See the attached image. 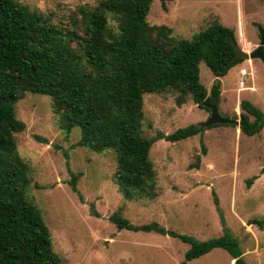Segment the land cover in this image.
I'll use <instances>...</instances> for the list:
<instances>
[{"label":"rangeland","instance_id":"374dc122","mask_svg":"<svg viewBox=\"0 0 264 264\" xmlns=\"http://www.w3.org/2000/svg\"><path fill=\"white\" fill-rule=\"evenodd\" d=\"M18 1L31 11L52 14L54 22H65L75 8L100 0ZM147 21L171 27L184 39L218 22L250 53L264 34V0H152ZM242 68L249 73L246 89L239 85ZM218 79L221 118L239 121L241 101L264 114L260 60L236 63ZM199 80L209 92L215 78L204 62ZM176 97L174 92L143 95V136L168 135L208 120L210 112L190 97L180 106ZM15 116L25 125L13 136L28 166L27 197L40 211L61 264H234L222 249L186 262L190 246L170 235L205 242L224 230L238 241L245 264H264V128L248 137L235 125L217 124L178 142L157 140L149 151L156 198L125 200L113 181L114 152L79 146L80 130L61 128L49 96L23 94ZM72 174L77 176L75 190ZM114 214L133 226L157 224L169 233L118 229L111 220Z\"/></svg>","mask_w":264,"mask_h":264},{"label":"trees","instance_id":"16d2710c","mask_svg":"<svg viewBox=\"0 0 264 264\" xmlns=\"http://www.w3.org/2000/svg\"><path fill=\"white\" fill-rule=\"evenodd\" d=\"M151 3L100 0L75 8L65 22H54L52 14L31 11L18 0H0V264H61L40 211L27 197L28 166L14 141L13 135L25 128L15 116L23 94L49 96L61 128L80 130L79 146L114 152L113 181L125 200L156 198V171L149 157L154 142H178L204 130L190 125L146 138L143 95L174 92L179 106L190 97L208 112L218 107V78L235 54L227 41L233 31L213 22L191 39L180 38L171 27L148 23ZM201 62L215 78L209 92L199 80ZM239 108L240 133L258 135L264 114L248 101ZM71 176L75 190L77 176ZM111 220L118 229L169 233L157 224L133 226L117 214ZM170 235L190 246L186 262L222 249L234 264H245L238 241L227 230L205 242Z\"/></svg>","mask_w":264,"mask_h":264},{"label":"water","instance_id":"95a60500","mask_svg":"<svg viewBox=\"0 0 264 264\" xmlns=\"http://www.w3.org/2000/svg\"><path fill=\"white\" fill-rule=\"evenodd\" d=\"M227 41L233 46L235 54L229 60L227 65L224 67L223 71H227L236 59H242V60L258 59L262 62L264 66V34L263 32L260 33V41H259L258 46L255 49H253L250 53L241 49L232 36H228ZM217 124H220V125L232 124V125L238 126L239 121L227 120V119L221 118L220 115L218 114L217 107L212 105L210 107V116L208 120L204 122L200 127L208 128V127H211ZM249 224L250 223H248V225Z\"/></svg>","mask_w":264,"mask_h":264},{"label":"built area","instance_id":"2783aa9c","mask_svg":"<svg viewBox=\"0 0 264 264\" xmlns=\"http://www.w3.org/2000/svg\"><path fill=\"white\" fill-rule=\"evenodd\" d=\"M247 76H249V73H248L245 69H241V70L239 71V79H240V81H239V85H240L241 87L244 86V82H245V80L247 79Z\"/></svg>","mask_w":264,"mask_h":264},{"label":"crops","instance_id":"0c3cea01","mask_svg":"<svg viewBox=\"0 0 264 264\" xmlns=\"http://www.w3.org/2000/svg\"><path fill=\"white\" fill-rule=\"evenodd\" d=\"M250 62V61H249ZM243 69V68H242ZM241 70V69H240ZM239 70V71H240ZM242 89H246L244 86L243 87H241ZM249 89V88H248ZM252 89H253V87L250 89L251 91H252ZM239 129V128H238ZM233 261V263H234V260H231V262ZM232 264V263H231Z\"/></svg>","mask_w":264,"mask_h":264}]
</instances>
